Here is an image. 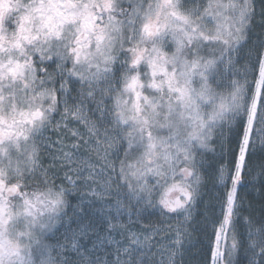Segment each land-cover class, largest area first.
I'll list each match as a JSON object with an SVG mask.
<instances>
[{
	"label": "snow or ice",
	"instance_id": "1",
	"mask_svg": "<svg viewBox=\"0 0 264 264\" xmlns=\"http://www.w3.org/2000/svg\"><path fill=\"white\" fill-rule=\"evenodd\" d=\"M197 231L264 264V0H0V264H193Z\"/></svg>",
	"mask_w": 264,
	"mask_h": 264
},
{
	"label": "trees",
	"instance_id": "2",
	"mask_svg": "<svg viewBox=\"0 0 264 264\" xmlns=\"http://www.w3.org/2000/svg\"><path fill=\"white\" fill-rule=\"evenodd\" d=\"M216 158L217 159L219 158L218 154ZM209 159L211 160L212 157L210 156ZM209 172H211V170H209ZM246 179L250 181L252 178L247 177ZM252 190L254 189L249 184H244L242 187L239 188V193L241 197L245 199L246 202L248 200H251L253 201V204H255V206H257V204L260 205L261 197L259 201L257 200L255 202L254 194L252 193ZM255 190L259 193L258 186ZM223 191L224 190L222 188H214L211 181H209L207 188L205 189V200L211 198L213 203H217L216 198L222 195ZM217 210H218V203H217ZM197 227L199 226L197 225ZM192 242L195 245V247L191 250V253H189V255H194L196 257V260L193 261V264H198L203 254L207 251V239L202 231H197L196 233L193 234Z\"/></svg>",
	"mask_w": 264,
	"mask_h": 264
},
{
	"label": "rangeland",
	"instance_id": "3",
	"mask_svg": "<svg viewBox=\"0 0 264 264\" xmlns=\"http://www.w3.org/2000/svg\"><path fill=\"white\" fill-rule=\"evenodd\" d=\"M218 152H219V149L217 148V154H218ZM251 178V177H250ZM252 193L254 194V200H255V202L258 200H260V195H259V193L254 189V190H252ZM73 203H77V201H75V200H73ZM254 206H255V204H254ZM259 207H260V205H258L257 204V206H255V208L258 210L259 209ZM63 231V229H61V232Z\"/></svg>",
	"mask_w": 264,
	"mask_h": 264
},
{
	"label": "bare ground",
	"instance_id": "4",
	"mask_svg": "<svg viewBox=\"0 0 264 264\" xmlns=\"http://www.w3.org/2000/svg\"><path fill=\"white\" fill-rule=\"evenodd\" d=\"M209 264H210V261H209Z\"/></svg>",
	"mask_w": 264,
	"mask_h": 264
}]
</instances>
